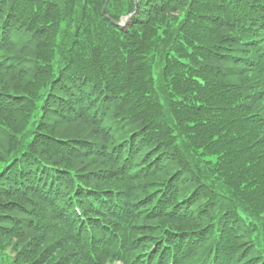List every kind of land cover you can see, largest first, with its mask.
<instances>
[{"label": "trees", "instance_id": "1", "mask_svg": "<svg viewBox=\"0 0 264 264\" xmlns=\"http://www.w3.org/2000/svg\"><path fill=\"white\" fill-rule=\"evenodd\" d=\"M103 2L33 0L38 19L51 25L38 40L39 26H28L25 43H0V76L36 88L29 94L0 83V113L30 105L0 163L30 157L48 165L64 187L53 220L71 225L77 238L90 240L98 229L92 237L102 251L115 233L97 223L116 228L122 244L114 253H89L99 264H264V0H139L127 31L103 18ZM7 6L0 0V27L11 19ZM132 6L109 0L106 11L118 21ZM66 125L80 136L54 134ZM45 156L91 160L84 164L95 165L100 182L121 180L106 190L131 192L102 197L96 188L74 209L78 187L97 181L83 177L85 165ZM8 197L0 191V208ZM16 218L5 216L4 233H18L8 224L23 220ZM26 229L37 233L33 222ZM79 255V264H92Z\"/></svg>", "mask_w": 264, "mask_h": 264}, {"label": "rangeland", "instance_id": "2", "mask_svg": "<svg viewBox=\"0 0 264 264\" xmlns=\"http://www.w3.org/2000/svg\"><path fill=\"white\" fill-rule=\"evenodd\" d=\"M119 1L121 3L124 2V0H119ZM156 23H161L164 26V21L161 18H157V20H155V25ZM22 52L25 53V51ZM12 53L19 54L18 52H13V51L11 52V54ZM42 53L44 54V56L45 54H48L47 51L45 52L43 51ZM0 83L5 84L4 86H7L9 88L17 87L18 89L17 92L26 91L29 92V94H34L36 92L35 84L30 85L29 87L30 90H25V87L21 90V87L15 86L13 81H11L10 78H8L7 76L5 77L0 76ZM0 88L2 89L1 86ZM29 110H30V105L24 103L22 109H16L10 111V113L8 112L0 113V161H3L4 158L6 157L7 150L15 146V143H17L16 134L21 133L24 123L27 122ZM55 124L59 125L60 123L55 121ZM60 129H62V131ZM77 131H78L77 129L73 130L72 125H66L59 128L56 127L54 134L57 136L59 133H61L66 137H70V136L79 137L80 135H78V133L76 134ZM45 157L48 160L55 162V164L59 166L70 167V168H76L79 167L80 165H85L84 163H88L87 161H91V160H85L84 162L69 161V160L62 161V160H58L57 158H53L51 156H45ZM89 163L90 164H86L83 168H80V171L83 173V177L95 178L98 175L96 173L93 174L92 172H98V171L97 169H95V165H93L92 162ZM85 173H89V174H85ZM13 176L14 175L12 174L11 178ZM121 184H122L121 180L118 177L113 176V177H108L107 181L99 182L93 186L98 189H104V188L112 187L109 185L120 186ZM25 190L26 189H24V192H22L23 195L25 194ZM6 199L8 202H6V200H3L5 201V203L3 204L4 206L0 208V213H2V216H0V249L7 251L12 256H14V258H16V264H30V263L79 264V258L81 257L78 251L68 243L62 246H57L53 242L47 241L45 238H43L40 232L36 233L35 231H32L30 229H25L18 233H13V232L4 233L6 224L3 220L5 219V216L7 217L8 215H12L14 217L23 218L24 216L21 215L22 213L19 210L21 208L22 209L25 208L27 202L25 196L12 197L10 195ZM12 210L14 211L12 212ZM22 235L24 236L20 238ZM35 242H41V244L36 248L38 249V252L34 254V251L36 249L33 251L31 246L32 243ZM27 252L28 253L32 252L30 256L28 254L29 257L25 255V253Z\"/></svg>", "mask_w": 264, "mask_h": 264}]
</instances>
